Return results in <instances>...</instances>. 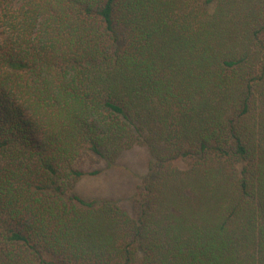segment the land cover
Listing matches in <instances>:
<instances>
[{"label": "trees", "instance_id": "1", "mask_svg": "<svg viewBox=\"0 0 264 264\" xmlns=\"http://www.w3.org/2000/svg\"><path fill=\"white\" fill-rule=\"evenodd\" d=\"M0 264H264V0H0Z\"/></svg>", "mask_w": 264, "mask_h": 264}, {"label": "rangeland", "instance_id": "2", "mask_svg": "<svg viewBox=\"0 0 264 264\" xmlns=\"http://www.w3.org/2000/svg\"><path fill=\"white\" fill-rule=\"evenodd\" d=\"M148 162L149 156L145 150L133 149L119 160L117 168L107 170L98 177L84 179L79 185L80 191L91 199L122 200L133 210L130 198L147 174Z\"/></svg>", "mask_w": 264, "mask_h": 264}]
</instances>
